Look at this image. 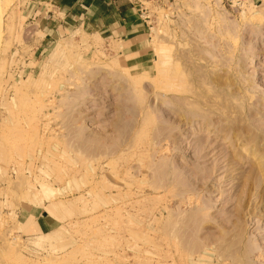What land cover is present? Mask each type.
<instances>
[{
  "label": "rangeland",
  "instance_id": "rangeland-1",
  "mask_svg": "<svg viewBox=\"0 0 264 264\" xmlns=\"http://www.w3.org/2000/svg\"><path fill=\"white\" fill-rule=\"evenodd\" d=\"M138 3L140 69L0 0V264H264V0Z\"/></svg>",
  "mask_w": 264,
  "mask_h": 264
},
{
  "label": "crops",
  "instance_id": "crops-1",
  "mask_svg": "<svg viewBox=\"0 0 264 264\" xmlns=\"http://www.w3.org/2000/svg\"><path fill=\"white\" fill-rule=\"evenodd\" d=\"M140 0H17L20 16L28 30L32 60L40 57L52 41L76 28L89 30L102 38L120 43L119 54L131 67H145V23L138 10ZM37 58V59H36ZM44 209L19 211L22 226L30 236L47 229Z\"/></svg>",
  "mask_w": 264,
  "mask_h": 264
},
{
  "label": "bare ground",
  "instance_id": "bare-ground-1",
  "mask_svg": "<svg viewBox=\"0 0 264 264\" xmlns=\"http://www.w3.org/2000/svg\"><path fill=\"white\" fill-rule=\"evenodd\" d=\"M123 63V62H122ZM177 66V65H176ZM165 129V128H164ZM235 130V129H234ZM126 137V136H125ZM94 143V142H93ZM96 143V142H95ZM114 146V145H113ZM112 146V147H113ZM98 149V148H97ZM111 149V148H110ZM113 149V148H112ZM180 214V213H179ZM181 215V214H180ZM192 232V231H191ZM186 236H188V235H186ZM191 236V235H190ZM187 241V240H186ZM189 241V240H188Z\"/></svg>",
  "mask_w": 264,
  "mask_h": 264
}]
</instances>
